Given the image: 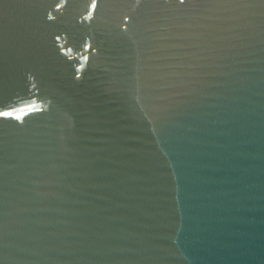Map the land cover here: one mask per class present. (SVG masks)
Masks as SVG:
<instances>
[{"label":"water","instance_id":"95a60500","mask_svg":"<svg viewBox=\"0 0 264 264\" xmlns=\"http://www.w3.org/2000/svg\"><path fill=\"white\" fill-rule=\"evenodd\" d=\"M0 264H264V0H0Z\"/></svg>","mask_w":264,"mask_h":264}]
</instances>
